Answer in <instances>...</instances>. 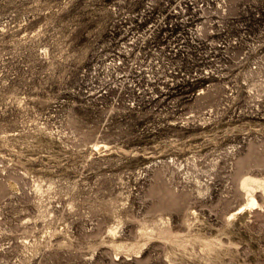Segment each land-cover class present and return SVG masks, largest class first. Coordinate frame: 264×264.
I'll return each instance as SVG.
<instances>
[{"label": "rangeland", "instance_id": "374dc122", "mask_svg": "<svg viewBox=\"0 0 264 264\" xmlns=\"http://www.w3.org/2000/svg\"><path fill=\"white\" fill-rule=\"evenodd\" d=\"M0 264H264V0H0Z\"/></svg>", "mask_w": 264, "mask_h": 264}, {"label": "bare ground", "instance_id": "6f19581e", "mask_svg": "<svg viewBox=\"0 0 264 264\" xmlns=\"http://www.w3.org/2000/svg\"><path fill=\"white\" fill-rule=\"evenodd\" d=\"M256 204H257V202L254 199H251L250 202L247 205L242 206L241 208H239V210L237 212H241L243 210L250 209L251 207H253Z\"/></svg>", "mask_w": 264, "mask_h": 264}]
</instances>
